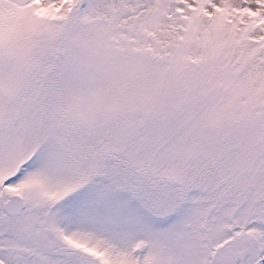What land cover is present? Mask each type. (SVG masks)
<instances>
[{"label":"snow or ice","instance_id":"1","mask_svg":"<svg viewBox=\"0 0 264 264\" xmlns=\"http://www.w3.org/2000/svg\"><path fill=\"white\" fill-rule=\"evenodd\" d=\"M0 264H264V0H0Z\"/></svg>","mask_w":264,"mask_h":264}]
</instances>
